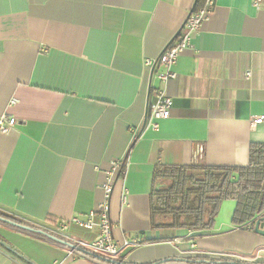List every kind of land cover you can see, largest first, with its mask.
Listing matches in <instances>:
<instances>
[{"label": "crops", "instance_id": "crops-1", "mask_svg": "<svg viewBox=\"0 0 264 264\" xmlns=\"http://www.w3.org/2000/svg\"><path fill=\"white\" fill-rule=\"evenodd\" d=\"M202 2L0 0V117L16 122L0 132V212L21 226L0 220V264H264V216L234 226L232 200L211 229L150 225L154 167H242L264 143V0H217L172 68L168 118L148 126L157 60ZM114 160L128 166L111 195L113 237L139 243L70 258L67 241L97 229L71 223L65 241L43 231L95 210Z\"/></svg>", "mask_w": 264, "mask_h": 264}, {"label": "trees", "instance_id": "trees-1", "mask_svg": "<svg viewBox=\"0 0 264 264\" xmlns=\"http://www.w3.org/2000/svg\"><path fill=\"white\" fill-rule=\"evenodd\" d=\"M157 182L163 186L156 189ZM226 200L235 202L231 217L234 226L251 225L264 216V143L249 145L248 164L242 167L204 164L154 167L149 200L150 225L193 231L211 229ZM0 220L19 226L14 218L1 212ZM43 233L65 241L59 235ZM0 243L3 244L1 240ZM66 244L70 245L68 241Z\"/></svg>", "mask_w": 264, "mask_h": 264}, {"label": "built area", "instance_id": "built-area-1", "mask_svg": "<svg viewBox=\"0 0 264 264\" xmlns=\"http://www.w3.org/2000/svg\"><path fill=\"white\" fill-rule=\"evenodd\" d=\"M217 0H203L202 5L196 10L189 12L183 26L182 31L176 38L175 42L168 46L159 56L157 63L160 71L155 73L157 86L154 89V101L151 104L147 113L148 126L153 130H157L156 121L168 118L173 102L166 93V85L169 81L175 79L176 74L172 68L176 63L177 58L187 48L190 47L192 37L199 31V28L207 16L214 8ZM254 6L260 9V0H255ZM145 65L150 66L152 62L146 61ZM249 76V73H247ZM15 119L6 115L0 117V132H9L15 124ZM200 148L198 153H200ZM128 164L124 160H114L110 164L109 170L105 174V180L101 186L103 199L98 204L97 208L89 212L84 219L74 218L70 222H59L53 233L63 236V232L68 229L69 224H74L82 229L92 231L97 229L96 238L85 243L80 240L69 241L70 245L67 248V254L70 258L83 257V251L94 252L104 256H115L123 246L130 244L138 245V241L124 240L120 246L116 243L113 237V226L109 217L110 200L114 188L115 180L125 174ZM3 250V247L0 246Z\"/></svg>", "mask_w": 264, "mask_h": 264}, {"label": "water", "instance_id": "water-1", "mask_svg": "<svg viewBox=\"0 0 264 264\" xmlns=\"http://www.w3.org/2000/svg\"><path fill=\"white\" fill-rule=\"evenodd\" d=\"M262 221H264V217L259 218V219L256 220V222H255L254 232H255L256 234L264 235V230H261V227H262L261 222H262ZM6 222L10 223L9 221H6Z\"/></svg>", "mask_w": 264, "mask_h": 264}, {"label": "rangeland", "instance_id": "rangeland-1", "mask_svg": "<svg viewBox=\"0 0 264 264\" xmlns=\"http://www.w3.org/2000/svg\"><path fill=\"white\" fill-rule=\"evenodd\" d=\"M162 186H163V184L160 183V182H157L156 185H155L156 189H158V188H160V187H162Z\"/></svg>", "mask_w": 264, "mask_h": 264}]
</instances>
